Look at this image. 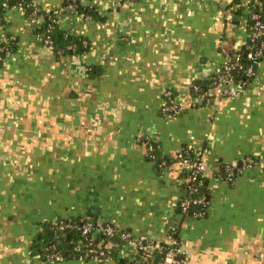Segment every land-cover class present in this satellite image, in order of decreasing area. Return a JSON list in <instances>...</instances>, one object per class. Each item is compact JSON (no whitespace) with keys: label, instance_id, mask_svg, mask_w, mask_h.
Wrapping results in <instances>:
<instances>
[{"label":"crops","instance_id":"0c3cea01","mask_svg":"<svg viewBox=\"0 0 264 264\" xmlns=\"http://www.w3.org/2000/svg\"><path fill=\"white\" fill-rule=\"evenodd\" d=\"M33 1L90 47L58 58L39 20L4 14L0 38L18 45L0 62V264H101L33 254L43 223L77 217L163 245L177 233L186 264H264V58L238 97L221 100L220 86L193 106L192 90L245 44L249 0H94L91 21L63 13L65 0ZM167 91L176 114L162 111ZM156 134L161 157L188 150L209 167L203 216L178 209L183 168L147 159L143 139ZM229 164L234 183L214 175Z\"/></svg>","mask_w":264,"mask_h":264},{"label":"built area","instance_id":"2783aa9c","mask_svg":"<svg viewBox=\"0 0 264 264\" xmlns=\"http://www.w3.org/2000/svg\"><path fill=\"white\" fill-rule=\"evenodd\" d=\"M262 1L264 0H249L246 42L239 50L226 53V61L222 73L209 79L210 84L205 90L198 84H193L192 90L197 99L193 106H196L200 100L209 101L212 98L214 99L215 89L220 86L223 87L220 96L221 100L238 97L256 78L258 66L264 58V7ZM75 2L76 0H70V4L65 8V11L74 14ZM9 3L10 0H4L2 3L5 11L11 9ZM82 3L85 2L82 1ZM30 6L32 11L28 19L39 20L41 23L46 20L47 22L51 20L56 24L60 22L61 11H46L45 15L41 14L42 11L33 0ZM257 6L259 9L256 10ZM80 17L88 21L92 20L90 16L82 15ZM227 21H233V17H227ZM38 37L49 50L54 51L55 47L49 35H38ZM17 45L18 40L14 35H9L4 39L0 38V62L13 55V46L17 48ZM243 55L249 62L248 67L244 69L242 67ZM240 70L243 71V79L239 80L234 75ZM164 96L167 99V103L162 109L163 113H178L179 108L175 104L173 93L167 91ZM143 143L145 144L147 159L155 163L161 171H164L172 164H177L183 168V185L186 196L181 198L178 203L180 213L190 216L192 212L194 216H203L209 206L208 196L202 192L209 172V167L206 163L186 150H182L172 157H161L158 151L159 136L157 134L145 136ZM239 172L240 170L236 165L229 164L216 168L214 175L220 181L234 183ZM193 206H199V211L194 212ZM52 223L60 231L78 229L80 239L74 248L75 252L82 253L84 258H95L101 264H110L111 261L115 260L113 253L116 247L119 248L117 258L123 259L124 264H186V259L180 252L179 238L174 237L168 245L157 244L152 241L136 239L130 232L121 230L117 225L93 218H86L81 224L71 219H57ZM59 243L60 240H58ZM131 244L135 246V252H130L127 249V246ZM55 248L54 246L53 250ZM69 257L76 258L78 256L70 254ZM42 259L46 263L64 261L66 258L47 249Z\"/></svg>","mask_w":264,"mask_h":264},{"label":"trees","instance_id":"16d2710c","mask_svg":"<svg viewBox=\"0 0 264 264\" xmlns=\"http://www.w3.org/2000/svg\"><path fill=\"white\" fill-rule=\"evenodd\" d=\"M84 1L85 3H82ZM94 0H76L74 3L75 7V13L78 14L77 16H90L92 20H96L99 18L98 11L96 10L95 6L93 5ZM4 0H0V25H3L5 23L4 14L6 11L2 7V3ZM32 0H10V8L13 7H19L21 6L25 11V16L28 18L30 12L32 11V7L30 6ZM262 5L264 7V1H262ZM70 4V0H65L62 6L63 13H69L65 11V8ZM259 9V7H256V10ZM50 12V11H49ZM46 11H42L41 14H45ZM46 15V14H45ZM53 20V19H52ZM37 35H49L53 41L54 44V51L53 53L59 58V57H65V56H83L87 53L89 50V41L86 38H83L82 36H76L73 35L63 29L60 28L59 23H54L51 20L47 22V20L36 29ZM16 51V46H13V52ZM3 56V55H1ZM249 62L246 60V58L243 55L242 60V67L243 69L248 67ZM243 71H238L235 73L236 79H243ZM194 84H198L202 89H207L210 82L209 81H202L197 80ZM188 151V150H186ZM190 153V151H188ZM191 154V153H190ZM192 155V154H191ZM203 193H206L208 196V199L210 201L209 192H208V181L205 180V186L202 190ZM192 214V212H191ZM93 219L97 220L96 217H92ZM60 220H68V219H60ZM73 221H76L78 224H81L82 221L85 219L77 217L75 219H71ZM173 236L175 238H178L177 233H174ZM80 239V232L78 229H67L65 231L58 230V227L52 223V222H46L43 223L42 231L39 233L37 238L35 239L33 245H32V251L34 255H39L41 258H43L45 251L49 249L54 254H59L64 256L66 259L72 258L69 257L71 255H77L78 257H82V253H76L75 247L76 243ZM58 240H60V243L58 244ZM56 247L55 250H53V247ZM51 248V249H50ZM115 252L113 253V258L116 260L118 264H124L123 259L117 258V253L119 248L116 247Z\"/></svg>","mask_w":264,"mask_h":264},{"label":"water","instance_id":"95a60500","mask_svg":"<svg viewBox=\"0 0 264 264\" xmlns=\"http://www.w3.org/2000/svg\"><path fill=\"white\" fill-rule=\"evenodd\" d=\"M242 166V164H241V162L239 163V165H238V167H241ZM194 211H199V209H200V207L199 206H193V208H192Z\"/></svg>","mask_w":264,"mask_h":264}]
</instances>
